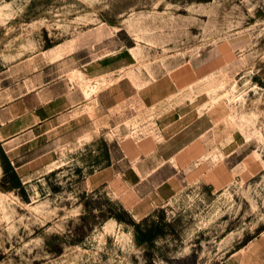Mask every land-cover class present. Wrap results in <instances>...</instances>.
I'll return each instance as SVG.
<instances>
[{
    "label": "rangeland",
    "instance_id": "374dc122",
    "mask_svg": "<svg viewBox=\"0 0 264 264\" xmlns=\"http://www.w3.org/2000/svg\"><path fill=\"white\" fill-rule=\"evenodd\" d=\"M56 46L67 79L97 88L93 129L74 122L49 136L27 178L10 161L21 185L0 147V264H226L263 239L264 0H0L1 79ZM218 48L225 57L208 66L210 76L189 91L170 89L171 72ZM103 58L107 72L87 77L83 66ZM150 84H163L153 108L141 101ZM101 100L109 135L91 142ZM185 103L214 122L205 155L229 170L225 187L189 184L165 168L136 194L132 169L114 162L105 185H90L112 165L109 152L116 156L111 130L122 123L127 135L154 134ZM168 178L158 197L156 182Z\"/></svg>",
    "mask_w": 264,
    "mask_h": 264
},
{
    "label": "crops",
    "instance_id": "0c3cea01",
    "mask_svg": "<svg viewBox=\"0 0 264 264\" xmlns=\"http://www.w3.org/2000/svg\"><path fill=\"white\" fill-rule=\"evenodd\" d=\"M65 53L61 46L46 49L38 57L22 60L12 66L8 71L12 74L7 78H0V147L22 178L28 177L29 166L38 161L43 162V155L46 153L44 146L49 136L62 134L68 127L72 130L74 122L86 125L87 131L89 128L93 129V119L88 116L87 111L93 103L94 95L86 98L81 86L77 87L67 79L69 67L60 63ZM224 57L223 51L218 48L212 51L207 60L204 58L186 62L169 75L170 89L174 87L179 91H189L195 87L194 84L210 76L214 68L210 71L208 66L219 68ZM110 65L111 60L103 58L83 67L85 75L90 77L97 68L107 72ZM162 85L145 86L140 92L141 101L144 99L142 102L151 108L156 106L158 90ZM170 89L165 91L166 100L168 96L175 94ZM101 101L99 115L102 125L97 132H91V142L109 135L106 125L109 124L110 114H104L106 105L104 100ZM188 104H181L178 120L170 121L154 134L140 138L127 135L126 130L121 129L122 123L111 130L116 156L112 151L109 152L112 165L93 174L90 185L95 189L105 185L107 170L115 163L118 167L126 163L133 171L129 180L133 179L131 182L136 194L141 192L142 186L152 183L153 179L160 176L165 168H171L176 176L181 175L189 184L201 183L220 189L225 187L229 170L225 165L212 163L205 155L210 145L208 137L212 136L214 122L208 112L200 113L198 106L196 114V106ZM77 113L86 115L78 117ZM83 133L84 129H79L77 134ZM44 167L42 164V168ZM169 178L156 182L158 197H161L160 191L166 185L172 184ZM226 264H264V237L233 253Z\"/></svg>",
    "mask_w": 264,
    "mask_h": 264
},
{
    "label": "trees",
    "instance_id": "16d2710c",
    "mask_svg": "<svg viewBox=\"0 0 264 264\" xmlns=\"http://www.w3.org/2000/svg\"><path fill=\"white\" fill-rule=\"evenodd\" d=\"M1 156L5 162V168H6V171H10L13 173V177L15 178L14 179V185H21V182H20V179H19V176L17 175V173L14 171L11 163H10V160L8 159V157L6 156V154L1 150ZM150 232V231H149ZM148 234H144V238L143 239H148L147 237Z\"/></svg>",
    "mask_w": 264,
    "mask_h": 264
},
{
    "label": "bare ground",
    "instance_id": "6f19581e",
    "mask_svg": "<svg viewBox=\"0 0 264 264\" xmlns=\"http://www.w3.org/2000/svg\"><path fill=\"white\" fill-rule=\"evenodd\" d=\"M81 87L82 88H84L83 90H84V92H85V95H86V98H91V96L93 95V94H96L97 93V88L95 87V86H86V84H82L81 85ZM86 87V88H85ZM95 96H97V95H95ZM234 99V101H235V99H236V97H234L233 98ZM99 122H102V121H99ZM98 122V123H99ZM247 140L248 141H250V139H249V137L247 138ZM151 198V197H150Z\"/></svg>",
    "mask_w": 264,
    "mask_h": 264
}]
</instances>
